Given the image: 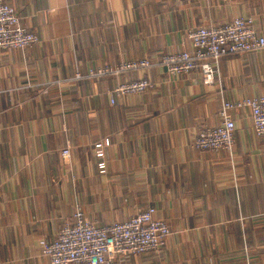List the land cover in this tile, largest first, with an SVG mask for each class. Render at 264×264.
Masks as SVG:
<instances>
[{
	"label": "crops",
	"instance_id": "crops-1",
	"mask_svg": "<svg viewBox=\"0 0 264 264\" xmlns=\"http://www.w3.org/2000/svg\"><path fill=\"white\" fill-rule=\"evenodd\" d=\"M6 1L38 41L0 51V264H50L39 240L77 207L104 225L149 205L171 233L115 264H264V135L249 109L230 111L231 151L192 145L219 123L222 100L264 96V48L223 55L212 83L157 64L189 48L198 25L250 16L264 36V0ZM143 57L153 66L73 79ZM144 74L150 89L110 102L118 82ZM105 139L101 173L95 144Z\"/></svg>",
	"mask_w": 264,
	"mask_h": 264
},
{
	"label": "built area",
	"instance_id": "built-area-1",
	"mask_svg": "<svg viewBox=\"0 0 264 264\" xmlns=\"http://www.w3.org/2000/svg\"><path fill=\"white\" fill-rule=\"evenodd\" d=\"M186 37L189 48L162 54L157 64L170 75L197 71L206 83L215 80L223 55L264 48V36L257 33L250 16H236L218 25H198L189 28ZM36 41L38 36L23 26L15 8L6 0H0V51L24 50ZM153 64L146 57L129 59L115 66L90 69L85 75L77 73L73 79L146 70ZM152 85L146 74L118 82L110 90V102L113 103L117 96L144 92ZM242 106L249 109L254 133L264 135V96L222 100L218 111L219 123L198 130L192 145L204 151H231L235 126L230 111ZM104 144H108L107 139L95 144L97 167L101 173L106 169ZM62 155L69 156L67 147L62 150ZM155 212V206L149 205L125 220L95 225L85 217L81 208H76L72 220L62 224L52 240L40 239L39 247L50 264H115L114 259L118 255L159 250L171 230L164 220L155 217Z\"/></svg>",
	"mask_w": 264,
	"mask_h": 264
},
{
	"label": "rangeland",
	"instance_id": "rangeland-1",
	"mask_svg": "<svg viewBox=\"0 0 264 264\" xmlns=\"http://www.w3.org/2000/svg\"><path fill=\"white\" fill-rule=\"evenodd\" d=\"M68 148V147H67ZM69 149V148H68ZM69 155H70V150H69ZM69 157V156H68ZM77 208H80V207H77ZM83 211V210H82ZM84 213V212H83Z\"/></svg>",
	"mask_w": 264,
	"mask_h": 264
}]
</instances>
